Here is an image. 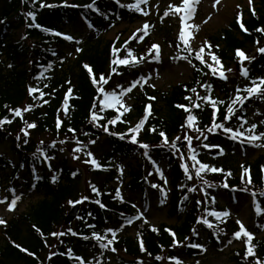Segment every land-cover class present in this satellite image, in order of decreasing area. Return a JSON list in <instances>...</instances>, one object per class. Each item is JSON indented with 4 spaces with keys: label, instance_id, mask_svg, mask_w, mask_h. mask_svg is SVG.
Instances as JSON below:
<instances>
[{
    "label": "trees",
    "instance_id": "trees-1",
    "mask_svg": "<svg viewBox=\"0 0 264 264\" xmlns=\"http://www.w3.org/2000/svg\"><path fill=\"white\" fill-rule=\"evenodd\" d=\"M63 4L64 0H0V121L5 118L12 121L0 128V148L3 149L0 150V171H9L8 187L14 186L23 172L26 181L30 180L35 191L43 197L32 205L27 213L21 214L1 228L3 240L0 242V264H81V260L84 264H110L112 257L116 264H175V259L178 258L176 251L179 248L184 249L188 258L200 259L204 252L189 247L190 244L207 246L220 252L229 241L230 244L235 242L234 233L237 227L234 224L216 221L215 226L208 228L200 223L208 212L226 211L216 199V194L221 189L228 191L232 198L237 192L251 196L256 193L253 197L260 205L262 214H258L259 220L252 230L256 234L261 232L264 224V155L253 163H246L240 169L242 175L240 173L238 177H233V171L229 169L220 174L212 173L207 181L213 192H207L203 198L195 196L193 199L189 190L192 183L189 182L180 155L176 151L179 146L183 150L182 153L186 152L183 140L187 134V120L190 115L196 116L197 123L194 127L200 129V132L197 131L198 137L205 141L212 154L220 153L221 148L227 154L226 149L234 150L236 140L230 139L228 133L218 128L209 132L208 128H212L214 123H223L233 130L235 127H241L244 111L252 102L247 100L243 107H240L239 103L233 105L232 100L237 89L245 88L255 78L264 77V54L252 59L247 67L248 78L237 77L227 82L215 79L211 68L206 66L205 62L201 63L197 54L203 48L204 55L215 51L224 64H237L240 61V50L251 56L256 50L263 49L264 32L260 30L264 29V3L258 17L251 16L244 22L248 32L243 31L237 21L232 29L225 31L216 40L212 39L211 48L204 45L196 52L190 53L182 51L177 40L171 41L174 49L177 50L179 46L183 56H187L188 61L191 60L193 81L191 84L179 86L172 93L160 94L159 97L162 96L164 100L163 108L158 107L159 97L156 96L154 102L142 97L135 106V114L124 112L122 116L110 107L103 108L105 97L98 91L93 83L92 73L85 67L87 65L93 69L97 82L100 76H104L109 83L101 86L106 92L115 91L118 96L121 89H125L131 81H140L142 74L138 64H113L116 58L115 45L120 41L116 44L109 43L105 47L103 41L86 45V50L68 72L53 82L46 79L57 69L60 61L58 43L63 40L55 33L65 27L77 26L82 19L89 26L96 28V31L121 23H132L141 18L138 11L130 10L127 6L131 4L124 0H76L68 7ZM29 13L35 14V20ZM13 26L16 30H23L21 39H16L12 33ZM155 44L151 36L144 39L140 34L126 48L119 49L122 50L120 58L131 59L127 55L131 51L140 62L150 61L156 55L153 49ZM137 46L140 47L139 50ZM150 51L152 55L148 56ZM205 85L210 87L206 89ZM30 86L37 88V92L32 96L28 90ZM193 89L199 91L201 97L210 96L215 100V92H222L225 99L222 100L223 104L217 105L219 111L216 112L201 98L199 107H194L192 100H187L193 95ZM69 92L72 93L70 97ZM41 93L43 97L40 99ZM148 104L152 105L154 111L144 133L137 137L139 143L149 145L148 149H144L139 147V143H131L132 137L127 135L131 130L126 124L136 117L144 119ZM24 105L31 106L32 111L23 113V119L12 114L13 110H23ZM229 107L235 111L231 121L225 118L231 115L227 112ZM185 108L191 111H185ZM94 110L102 119L92 121ZM114 119L117 123L111 124L110 121ZM25 121L35 123L37 127L28 129ZM58 121H63L62 127L58 126ZM25 132L28 135H25ZM161 132L166 135L167 144L164 143ZM121 136H124V139H121ZM175 137L180 140L175 144L176 148H173L171 145ZM92 141L98 144L97 151H92ZM213 145L219 147L215 149ZM79 146L83 148L85 157L87 152H91L105 168L115 157H121L123 160L138 158L139 163L131 169L130 185L133 188H146L149 183V180L146 181V175H155L152 164L145 157L146 151L157 163L166 160L170 184L173 187L172 215L185 216L184 223L175 228L163 226L157 231L142 226L137 240H112L110 229L119 228L131 221L134 213L129 205H119L114 190L104 191L103 183L104 185H94L99 194L93 189V193L86 195L78 219L73 225L66 227L65 217L71 208L69 202L75 203L81 196L79 185L82 171L73 167L68 156ZM246 170L250 172L246 174ZM90 171L97 174L92 167ZM229 172L232 173L231 176L227 175ZM109 173L113 174L111 171ZM111 175L107 176V180L112 179ZM249 175L252 183L247 182ZM225 184L228 187H224ZM192 199L191 209L187 211ZM193 229L196 230L195 234ZM173 232L175 236L171 234ZM59 233L63 235H54ZM93 233L104 236L103 243L107 247L101 248ZM241 238L244 246L242 251L233 252V263L255 264L259 259L261 264H264V238L252 241L256 253L253 257H247V237ZM109 240L112 241L111 244H108ZM177 241L183 247L177 246ZM21 248L26 251H21ZM29 252L32 255H29Z\"/></svg>",
    "mask_w": 264,
    "mask_h": 264
},
{
    "label": "rangeland",
    "instance_id": "rangeland-1",
    "mask_svg": "<svg viewBox=\"0 0 264 264\" xmlns=\"http://www.w3.org/2000/svg\"><path fill=\"white\" fill-rule=\"evenodd\" d=\"M74 1L76 0H64V2L68 4H71ZM263 3L264 0H251V3L249 0H220L219 3H216V0H200L198 4L194 5L196 8L195 14L188 22V46L190 47L191 51L200 49L204 45H209L212 42V39L216 40L218 37L222 36L225 31L232 29L237 20L241 19V15L245 21H248L247 19H249L250 14H259ZM170 6L182 8L183 0H151L147 11L148 15L145 17L146 20L144 19V21L134 24L122 23L108 29L103 34L104 45L116 41L118 37H121V42L126 43L131 40L132 36H134L138 31H141L143 26L148 21L155 23V26L150 27L148 31L153 33L152 38L155 39L156 43L160 45V59L159 61L156 60L152 63L141 64L140 69L142 70L144 77L142 84L135 81L133 82L131 91L126 92L122 97L123 107L120 105L122 108H134L138 102V99L142 97L141 95L144 93H148L152 97H159L160 94L172 93L179 86L190 84L193 80V70L189 62L180 58L181 56L178 49L176 50L172 48L171 44H167V42H171L178 38V36L181 35L184 27V22L181 18L183 13L173 15L174 13L172 12V7ZM253 9L255 11H253ZM161 12L164 13L163 18L160 16ZM192 25L197 26L198 31L196 28L191 27ZM82 27L83 24L82 26L65 27L63 32H60L63 35L59 36L63 37L64 34L67 33H72L73 35L79 34L81 36V42L78 45L81 46L83 44L82 39L90 37L86 30H82ZM12 33L18 40L23 37L22 30H14ZM104 45L103 47H105ZM137 49L139 50L140 47H137ZM58 50L61 55V63L58 66V70L54 74L50 75V79L60 77V75L67 72L79 54L77 51H72L70 48L65 46L64 43L60 44ZM255 53L257 52H254L251 55L255 56ZM213 55V52L212 54L209 53L207 56L208 58H206V62L211 65V68L215 67L216 69H221L220 65L213 61ZM225 71L229 75H234L235 72L238 71V66L236 64L229 63L227 68H225ZM217 95H219L218 97L222 99V95H220L218 92ZM158 107H164V100L162 99V96L159 97ZM136 122L137 120H134L131 123L129 122L126 127L128 129H132L133 127H136ZM250 123L251 124L248 126V128L255 125L256 134L264 133V105L258 107L257 110L251 113ZM142 130L143 128L141 131ZM186 133L194 138L197 131L195 128L188 127ZM44 138L48 139L46 137ZM245 142L249 143L247 141ZM253 143L258 146H253ZM253 143L246 157L242 156V151L240 148H237L235 152L228 153L225 157L220 156V159L217 160L212 158V154L203 151V149L199 150L197 153L195 152V154L197 156V160H199L201 163L209 165L210 167L223 169V171L229 168L238 171L240 165L244 161L253 163L259 158L260 155L264 154V140ZM187 146L188 144L184 145V147ZM0 150L3 149L0 148ZM97 150L98 144H93L92 151ZM97 154V156L100 157L99 153ZM192 155V151L187 153L184 152L182 159L184 164L188 166L189 172L194 177L193 182L196 184L198 181L195 171L196 166H199V164H196V166L193 167V161L191 159ZM68 156L73 167L79 168L82 171V180L79 185L81 194L80 198H82L90 192L93 184H98L100 181L99 177L90 171L89 162L93 158L94 154H92V157H85L84 153H81V151L76 152L74 150L73 153H69ZM77 156L80 158L76 159L75 157ZM86 160L89 162L85 163ZM135 163V160H114L110 166V169L112 171H116V173L114 174L115 178L110 184V187H113L119 191L120 197H122L123 201H127L136 206L135 211L137 214L139 213L138 217L140 218L138 219L140 222L155 228L162 225L179 226L181 221L177 216H173L171 214V208L168 206V191L170 190L169 186L163 187V196H159L156 190L149 188L147 190V206H144V199L141 190L132 189L129 187L128 182L131 178L129 171L130 168L135 166ZM117 165L120 166L119 170H117ZM158 173L159 175L167 176L168 173L166 171L165 162L158 166ZM208 173V171L202 172V178L198 177V179L203 180ZM18 185L19 187L16 189V194L20 197V199L17 201L15 208L9 211L8 208L10 202L0 203V218H2L5 222L12 221L14 217L20 215L21 213H25L32 205L40 201L42 198V195L35 193L33 189L27 188L22 182H20ZM8 195L9 194L7 193V190H5L3 183H0V200H4L3 197ZM218 199L219 202L223 206H226L229 210V214L233 222L236 223L237 220H239L244 225V227H251L253 225L254 214L251 210L252 200L249 196L238 195L234 201H231L226 193L221 192L218 195ZM2 225L3 224H0V228ZM117 233L118 239L136 238L137 228L136 226L121 228L117 231ZM2 237L3 234L0 229V242L3 240ZM263 237L264 231L258 239ZM240 249H242V245L240 243H236L235 245L226 249L224 252L209 251L205 258L198 261L197 264H233L231 258L232 253L234 251H239ZM178 257L180 261L185 264H190L192 262L184 256V253L181 250L178 251ZM112 264H114V262H112Z\"/></svg>",
    "mask_w": 264,
    "mask_h": 264
},
{
    "label": "snow or ice",
    "instance_id": "snow-or-ice-1",
    "mask_svg": "<svg viewBox=\"0 0 264 264\" xmlns=\"http://www.w3.org/2000/svg\"><path fill=\"white\" fill-rule=\"evenodd\" d=\"M39 2V0H38ZM117 2H119V0H117ZM200 2V0H183V7H175V6H170L172 7V12L175 13V14H180V13H183V16L181 17L183 22H184V27H183V31L180 35V40L181 42L184 44V45H188V40H189V32H188V29H189V24L188 22L193 18L194 14H195V11H196V8H195V4H198ZM220 0H216V3H219ZM249 2L251 3V0H249ZM148 3V0H137V2L133 5H129L127 7L130 8V10H135V11H142L141 9V5L143 4H147ZM43 7H56V5H42ZM66 7L70 6V5H65ZM122 7H125V5H121ZM91 7V5L89 6ZM253 11H255L253 9ZM144 15H148L147 12H143ZM29 15L32 16V19L35 20V14L33 13H29ZM240 23L243 27V16L241 15V20H240ZM39 26V25H37ZM149 25L145 24L143 26V29H141V31H147ZM191 27L193 28H196V30L198 31V27L195 26V25H192ZM47 31V30H46ZM244 31L245 32H248V29L245 27L244 28ZM261 32H264V29H261L260 30ZM56 35H63L61 33H55ZM251 34V33H249ZM140 35V32H137L136 35L132 36V40H136L137 37ZM65 40H72V37L71 36H68V35H64L63 37ZM131 41H129L130 43ZM127 47V45H125V48ZM209 48H211V45L209 44L208 45ZM153 49L155 51V59L157 61H159L160 59V46L159 45H153ZM79 51V49H78ZM122 50H116L114 49V55H115V59L113 61V64L114 65H122V66H127L129 64H132L133 66H135V62H136V57L133 55V53L131 51H129L127 53V55L129 57H131V59H121L120 58V52ZM182 51H191L190 47H186L184 49H182ZM262 54H264V49H261L260 50ZM152 55V52L150 51L148 53V56H151ZM238 56L240 58H242V63L243 61H246V60H249V57L244 53V51L240 50L238 52ZM146 58V57H145ZM181 59H185L187 60L188 57L187 56H184V57H180ZM197 59H199L201 61V63H204V49L201 48L200 51L198 52L197 54ZM212 59L213 61L216 63V64H219L221 69H223V64L222 62L219 60L218 57H216L215 55L212 56ZM189 63H191V60L188 61ZM206 66H209V65H206ZM88 70L89 73H92V80H93V83L96 85V87L98 88V91L105 97L104 101H103V108L104 109H107L109 107H112V108H115L117 105H122V96L125 94V90L124 89H121V93L120 95L118 96L117 93L115 91L113 92H106L105 91V88L101 86V84L103 85H107L109 83V81L104 77V76H100L99 77V82H97V77L96 75L94 74L93 72V69L89 66H85ZM193 67H195V65H193ZM210 67V66H209ZM211 71H212V74L215 75L217 69L215 67H212L211 68ZM242 75L245 77V78H248L249 77V72H248V69L247 68H244L242 70ZM220 77L223 78V79H226V75L223 71L220 72ZM210 86L208 85H205V88H209ZM127 92H130L131 91V88L127 89L126 90ZM193 91H195V89H193ZM238 91H243L245 93H247V99H251L253 96H257V97H261V96H264V78H261L259 81L257 80H252V86L250 87H246L242 90H238ZM29 92L30 94H35L37 92V88L35 87H30L29 89ZM72 95L71 92L68 93V96L70 97ZM197 95H199V93H197ZM43 97V93H41V97ZM149 99H154L153 97H149ZM188 99H191V97H188ZM202 100L206 101L207 103H209L211 105V107L216 111L218 112L219 109L217 108V105L218 104H223L224 101H218V100H215V99H212L210 96H205V97H201ZM246 102V98L243 97V96H240V95H237L233 100H232V104L235 105L237 103H239L240 107H243V104ZM197 107H199V105H196ZM7 107V106H6ZM177 107H184L182 105H177ZM26 111H32V107L31 106H27L25 109L21 110V109H16V110H13V115L17 116V117H20L21 119H23V113L26 112ZM65 111L67 112V106L65 107ZM131 111L130 108L128 107H124L123 108V112L121 113V115H123L124 112H129ZM185 111H191L190 109L188 108H185ZM147 112L148 114H151V105L148 106L147 108ZM227 112L230 113L231 115H228L227 117H225L227 120L231 121V118H232V115H235V111L232 107H229L227 109ZM91 119L92 121H98L100 119H102V117L98 116L96 113H95V110L93 111V114L91 116ZM196 116L194 115H190L188 117V120H187V127L189 128H192L193 125L196 123ZM12 123L11 120L5 118L3 119L2 121H0V128H3L5 124H10ZM26 125H27V128L28 129H35L37 127V125L35 123H28L27 121H25ZM111 124H115L117 123V121L114 119L112 121H110ZM244 123H247V121L245 120ZM143 124H144V121H141L136 127L132 128L131 131L127 134L129 136L132 137L131 139V143L133 144H138L139 141L137 139L142 127H143ZM58 126L62 127L63 126V121H58ZM102 126V125H101ZM213 128H218V129H223V131L225 133H228L230 135V139L232 140H239L241 143L247 141L249 143H253V142H256V141H261V140H264V133L262 134H256V126L253 125L252 127L248 128L247 129V133L249 135H246L244 132H240V131H234L231 127H226L225 124L223 123H214L213 124V127L212 128H208V131L211 132L213 131ZM107 131V129H105ZM196 131L200 132V129L199 128H196L195 129ZM69 131H74L73 129H69ZM153 131H155V129H153ZM111 134V133H110ZM25 135H28L27 132H25ZM160 135L162 137H164V143L167 144L168 143V139L166 137V135L161 132ZM201 135H203V133L201 132ZM121 139H124V136H121L120 137ZM206 138V137H205ZM19 139V137H18ZM177 140H179V137H177ZM187 142H188V145L189 147H191V144H192V137L191 136H188L187 137ZM77 143H79V141H77ZM92 143H95V141H92ZM253 146H258L256 144L253 143ZM54 147V145H53ZM139 147L141 148H144V149H148L149 148V145L147 144H142V143H139ZM171 147L173 148H176V145L175 144H172ZM213 147H219L218 145H213ZM82 149L80 147L76 148L75 151L76 152H80ZM177 151H179V149H177ZM192 152H193V155L191 157L192 161H193V167L196 166V164H199V167L196 168V171H195V175L197 177H201V173L202 172H205V171H211L213 173L215 172H222L223 169H217L215 167H210L209 165L207 164H204V163H201L199 160H197V156L195 154V149H192ZM220 153L223 154V149L221 148L220 149ZM87 156L88 157H92V153L91 152H87ZM76 159H79L80 157H75ZM89 161H85V163H88ZM91 164H93L96 168H100L101 165L95 160V158H92L91 159ZM119 165H117V170H119ZM184 172L187 176V178L189 180L192 179V175L189 174V168L187 165L184 166ZM250 170H246V174L249 173ZM227 175L231 176L232 173L229 172L227 173ZM163 178V177H161ZM53 180H55V177H53ZM248 183H252V180H251V177L249 175V179L247 181ZM205 184H208V181H204ZM211 186V185H209ZM153 187H158L157 185H153ZM224 187H228L227 184L224 185ZM93 188L94 190L97 192V194H99V190L98 189H95V186L93 185ZM190 191H195V189H189ZM9 192H12L13 193V196H12V199L9 203V208L8 210L11 211L15 208L16 206V203L17 201L20 199V197L18 195H15V192L13 189H8ZM244 191H247V189H244ZM116 195L119 197L120 196V193L119 191H117ZM253 196L256 195V193H252ZM122 199V197H121ZM185 199H187V197H185ZM7 200V198L5 200H0V203H5ZM82 201H79L77 203H80ZM70 204H72L73 202H69ZM103 207V205H101ZM134 208L136 207L135 205H132ZM256 211H257V214H262V209L260 207L259 204H257L256 206ZM208 216H214L216 217L217 219H220L221 217H227L229 215V213L227 211H223V212H218V211H211V212H208L207 213ZM137 218H140V217H137ZM132 221H129V223H131ZM6 222L0 218V224H5ZM200 223H203L205 224L208 228H212L213 227V224L210 223L207 219L205 218H202L200 220ZM239 226H240V231L237 232L235 234V238L236 239H239L242 235L243 236H246L247 237V244H248V247H247V257H253L256 255L255 251H254V246L252 245V241H253V235L250 234L249 232H247L244 228V225L239 221L237 220L236 222ZM152 231H157L156 228L153 227ZM170 231V230H169ZM193 232L194 234L196 233V230L193 229ZM54 235H63V233H59V234H54ZM73 235H76V233H73ZM173 236H175L176 234L173 232L172 233ZM93 237L94 239L100 243V246L101 248H104V247H107V245H105L103 243V240L105 239L104 236H101L99 234H96V233H93ZM84 239H88V237H84ZM231 241H229L230 243ZM112 241L109 240L108 241V244H111ZM141 246L143 247V240H141ZM177 246L179 247H183V245H180L179 244V241H177ZM17 247H19V245H17ZM189 247L191 248H200L202 251H203V247L201 245H198V244H190ZM146 250V249H145ZM21 251H26L25 249L21 248ZM112 251H115V249L113 248ZM29 255H32V253H28ZM51 259V257H49ZM77 260H81L80 257H76ZM158 259H162V258H158ZM81 264H84V261L81 260ZM142 264V262H141ZM175 264H182V262L176 258L175 259ZM255 264H261V261L259 259H257L255 261Z\"/></svg>",
    "mask_w": 264,
    "mask_h": 264
},
{
    "label": "water",
    "instance_id": "water-1",
    "mask_svg": "<svg viewBox=\"0 0 264 264\" xmlns=\"http://www.w3.org/2000/svg\"><path fill=\"white\" fill-rule=\"evenodd\" d=\"M78 210H79V206L74 210L72 211L68 218H67V221H66V224H70L71 222H73L75 220V218L77 217V214H78Z\"/></svg>",
    "mask_w": 264,
    "mask_h": 264
}]
</instances>
